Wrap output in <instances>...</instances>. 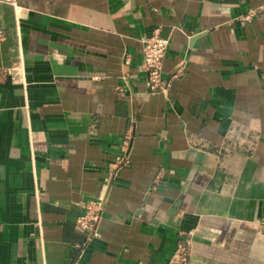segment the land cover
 Returning <instances> with one entry per match:
<instances>
[{"label":"crops","instance_id":"crops-1","mask_svg":"<svg viewBox=\"0 0 264 264\" xmlns=\"http://www.w3.org/2000/svg\"><path fill=\"white\" fill-rule=\"evenodd\" d=\"M155 28L185 72L151 94ZM263 72L264 0H0V264H264Z\"/></svg>","mask_w":264,"mask_h":264},{"label":"built area","instance_id":"built-area-1","mask_svg":"<svg viewBox=\"0 0 264 264\" xmlns=\"http://www.w3.org/2000/svg\"><path fill=\"white\" fill-rule=\"evenodd\" d=\"M263 7L255 8L247 14L240 17L242 21H250L255 16L259 15ZM141 53H142V68L147 74V84L151 94L157 92L168 91L175 78L183 75L185 72V62L181 61L175 72L169 78L162 76L163 60L165 59L169 49V39L162 34L161 28H155L149 35H144L140 38ZM125 62H129L128 56L125 57ZM12 74V71L8 72ZM18 73L16 72V76ZM264 80V72L262 75ZM122 89V88H120ZM135 120L132 119V126ZM133 129V128H132ZM130 129L121 139L120 153L111 165L107 185L113 181L121 167L126 166L130 162V150L133 141V130ZM164 179V168L160 167L156 170L154 176L155 185L162 183ZM104 195L95 199H90L82 203V212L75 220L76 224L87 233L88 240H93L101 236L100 224L104 212ZM185 242L181 240L177 244L176 251L171 259L172 264H186L187 249Z\"/></svg>","mask_w":264,"mask_h":264}]
</instances>
